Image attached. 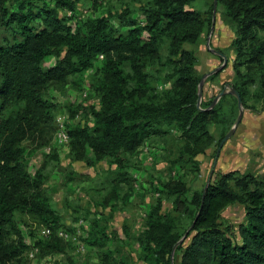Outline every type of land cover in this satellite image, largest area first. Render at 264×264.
<instances>
[{
    "label": "trees",
    "instance_id": "obj_1",
    "mask_svg": "<svg viewBox=\"0 0 264 264\" xmlns=\"http://www.w3.org/2000/svg\"><path fill=\"white\" fill-rule=\"evenodd\" d=\"M12 1L10 8L11 0H0V22L12 36L0 43L3 260H13L27 248L21 239L8 241L10 234H18L16 212L31 213L53 230L61 224L42 188L44 174L27 171L23 147L28 139L46 143L55 131L56 105L46 97L52 82L85 72L103 56L93 79L99 103L73 110L90 113L92 121L70 122L64 128L71 150L83 157L90 149L94 156L118 159L121 152H131L170 130L182 141V156L194 157L212 143V126L223 128V138L237 105L236 97L226 94L214 106L211 101L197 106L201 76L195 68L196 50L211 24L213 2L203 13L189 7L192 0H106L104 13L86 17L72 28L60 9L74 11L80 0ZM216 1L223 5V21L235 33L234 75L228 83L246 105L249 85L259 81L264 87V38L256 37L257 31H264V0ZM136 11L143 22L134 16ZM37 21L42 26L36 27ZM47 56H54L55 63L44 68ZM160 80L169 85L159 88ZM227 96L234 102L228 114L221 105ZM122 171L121 181H128L130 175ZM186 192L181 181L164 184L172 207L162 211V201L157 200L143 229L131 236L140 246L138 264H171L172 247L184 234L189 241L176 246L174 264H264V179L229 171L208 183L204 195L203 188L190 197ZM235 203L242 204L245 212L244 222L236 228L221 221L222 211ZM91 223L93 232L96 224ZM98 232L100 236L92 235L90 243L106 244L105 228ZM41 243L52 252L65 249L57 234Z\"/></svg>",
    "mask_w": 264,
    "mask_h": 264
},
{
    "label": "rangeland",
    "instance_id": "obj_2",
    "mask_svg": "<svg viewBox=\"0 0 264 264\" xmlns=\"http://www.w3.org/2000/svg\"><path fill=\"white\" fill-rule=\"evenodd\" d=\"M212 2L192 0L189 7L204 13ZM105 3L106 0H99L97 4L92 0H80L74 11L60 9V14L69 17L68 23L75 28L84 18L104 13ZM112 4L117 5L114 1ZM13 5L14 1L11 0L9 7ZM222 11L223 5L216 4L214 25L212 27V10L211 24L198 40L195 68L203 81L200 99L203 104L212 102L222 89L227 92L214 105L226 94L235 96L230 92L232 87L228 83L234 75L232 40L235 33L223 21ZM134 16L143 22V15L139 11ZM34 25L42 26L39 21ZM256 37L263 39L264 31H257ZM11 39L10 31L0 22V43ZM216 52L226 57V64L206 76L223 64V57ZM102 60L103 56L99 55L93 66L85 72L51 83L46 97L56 105L55 131L46 143L39 144L30 139L23 142L27 171L33 175L40 170L44 174L42 188L49 204L59 213L61 224L53 230L31 213L16 212L13 218L18 234H10L8 241L21 239L27 248L13 260L0 259V264H138L141 262V250L131 236L143 229L157 200L162 201V211L172 207L170 199L165 196L164 184L170 180L181 181L186 185V196L190 197L193 191L204 188L209 177V183L214 182L221 173L229 171L236 175L250 174L264 179V87L260 86L259 81L249 85L251 95L246 105L242 104L241 120L223 143L217 157L215 154L223 128L215 126L211 128L212 143L194 157L182 156L179 152L182 141L177 137L178 133L171 130L163 136L145 140L131 152H121L118 159L94 156L90 149H87L88 153L85 152L86 157L74 153L68 135L65 137V124L92 121L90 113L82 109L73 110L77 105L99 103L93 79L96 70L102 66ZM54 63L55 57L47 56L42 66L47 68ZM168 85L167 81L158 82L159 88ZM233 103L231 96L224 98L221 105L225 113L231 112ZM238 114L237 103L236 115L228 130ZM214 160L216 164L213 166ZM122 170L130 175L128 181H121L118 172ZM244 214L243 205L235 203L222 211L221 221L236 228L244 222ZM93 221L96 227L92 232L89 228ZM102 227L108 236L106 244L90 243L94 234L100 236L98 229ZM43 228L50 229L49 236L42 235ZM125 230L129 235H126ZM54 234L62 238L65 244L63 251L44 249L41 242L52 239ZM188 241L189 238L185 239L184 244Z\"/></svg>",
    "mask_w": 264,
    "mask_h": 264
},
{
    "label": "water",
    "instance_id": "obj_3",
    "mask_svg": "<svg viewBox=\"0 0 264 264\" xmlns=\"http://www.w3.org/2000/svg\"><path fill=\"white\" fill-rule=\"evenodd\" d=\"M216 4H217V1L216 0H213V20H212V27H213V25H214V22H215V10H216ZM216 53H218V54H220L222 57H223V64L221 65V66H219V67H217V68H214L213 70H211L210 72H208L207 74H206V76H208V75H210V74H212V73H214V72H217L219 69H221V67L223 66V65H225L226 64V57L224 56V55H222L221 53H219V52H216ZM202 83H203V81H202V79L200 80V82H199V85H198V98H197V106L199 105V103H200V99H201V96H202ZM227 91L225 90V89H222L215 97H214V99H213V101H212V103H211V106H213L214 105V103L216 102V100L220 97V96H222L224 93H226ZM230 92L232 93V94H234L235 96H236V98H237V103H238V107H239V114H238V116H237V118H236V120H235V123L233 124V126L228 130V132L223 136V138L221 139V141H220V143H219V146H218V148H217V151H216V157L218 156V154H219V151H220V148L222 147V145H223V143L228 139V137L230 136V135H232V133L234 132V129L237 127V125L239 124V122H240V120H241V117H242V102H241V98H240V95H239V93L235 90V89H233V88H231L230 89ZM216 164V160H214V162H213V166ZM211 174H212V171H211V173H210V176H211ZM209 181H210V177H209V179H208V181H207V184L204 186V188H203V195H204V192L206 191V188H207V186H208V183H209ZM199 213V212H198ZM191 228V227H190ZM185 237H186V234H184L174 245H173V247H172V251H171V264H174V260H173V257H174V251H175V248H176V246L178 245V244H180L184 239H185Z\"/></svg>",
    "mask_w": 264,
    "mask_h": 264
},
{
    "label": "built area",
    "instance_id": "obj_4",
    "mask_svg": "<svg viewBox=\"0 0 264 264\" xmlns=\"http://www.w3.org/2000/svg\"><path fill=\"white\" fill-rule=\"evenodd\" d=\"M65 134H66V133H65ZM65 137L67 138V134L65 135ZM41 233H42L43 236H49V234H50V229H49V228H43V229L41 230Z\"/></svg>",
    "mask_w": 264,
    "mask_h": 264
}]
</instances>
